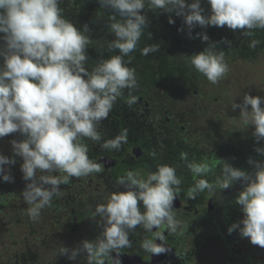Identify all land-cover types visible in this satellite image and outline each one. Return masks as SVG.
Here are the masks:
<instances>
[{
    "label": "clouds",
    "instance_id": "9594fccd",
    "mask_svg": "<svg viewBox=\"0 0 264 264\" xmlns=\"http://www.w3.org/2000/svg\"><path fill=\"white\" fill-rule=\"evenodd\" d=\"M211 14L204 15L200 0L188 4L186 0H99L102 9L114 14L108 17V29L115 39L108 43L109 52L118 51L108 59L97 61L89 70L86 50L91 43L88 25L83 31L63 18L59 0H0V138L19 133L22 141H11L14 156L23 160L21 172L26 187L22 193L29 205L27 214L36 222L41 210L51 205L52 197L59 195L60 186L71 178H85L103 172V167L88 156L87 139L108 151H119L127 143V130L113 139L102 141L98 125L108 119L117 100L125 90L132 107L133 96L139 85L134 70L126 66L124 57L137 50L148 27V10L183 17L189 30L209 26L242 31L252 37L254 31H264V0H207ZM119 17V20H117ZM183 31V29H180ZM207 42L205 33H197ZM149 38L151 34L149 33ZM215 43L189 57L191 66L211 84H218L228 73L224 53L215 51ZM252 39L249 48L254 50ZM159 51L155 45L141 49L147 56ZM131 63V58L128 60ZM264 99L246 93L242 103H233V111L240 110L242 121L254 126L257 143L264 141ZM250 109V111H249ZM264 156V148L255 149ZM155 155V154H153ZM180 159L195 177L206 176L212 168L207 163L188 162L186 154ZM16 163L13 158L0 155V178L14 182L5 166ZM251 173L224 163L219 187L224 191L233 182L242 181L243 190L235 203L241 207L243 219L232 224L228 233L239 231L241 238L264 249V161L248 160ZM41 173L38 177L37 173ZM47 173V175H44ZM52 173H59L54 176ZM125 190L110 194L107 202L98 204L90 219L99 218L102 232L95 241L83 240L76 248L62 247L61 256L76 261L85 256L86 264H106L111 254L131 247L129 234L137 228L152 233L164 226L169 235L182 227L172 211L181 184L176 169L158 165L154 173L140 179L133 172L118 179ZM212 191L213 185L205 179L195 181L188 199L195 200L199 193ZM143 206L141 211L140 205ZM182 234V233H181ZM165 237L157 231L152 239H145L140 247L146 253L158 256L169 251L163 246ZM159 240L161 244L154 241ZM182 259V257L178 256ZM114 264H119L116 260Z\"/></svg>",
    "mask_w": 264,
    "mask_h": 264
},
{
    "label": "flooded vegetation",
    "instance_id": "af4514ba",
    "mask_svg": "<svg viewBox=\"0 0 264 264\" xmlns=\"http://www.w3.org/2000/svg\"><path fill=\"white\" fill-rule=\"evenodd\" d=\"M149 30L153 32L154 27L152 26ZM156 33L150 34L153 36ZM235 42L237 45L238 41ZM2 43L0 40V45ZM147 46H150V43ZM185 51L182 49L180 54L185 55L188 63H190L188 60L190 56L198 54L197 52L183 53ZM215 51L221 52L219 48ZM137 54L133 56L136 57ZM145 60L148 61V59ZM157 62L155 60L154 64L156 65ZM133 63L134 68L137 67L135 70L137 82L139 85L142 84V87L133 92L137 102L132 107H128L126 101L129 96L128 91L125 90L114 105L108 119L98 125L100 126L98 132L102 136L101 143L115 138L125 130H127V143L122 144L119 151H108L102 149L98 143L87 139L82 140L81 143L88 147L89 159L100 164L103 172L80 179L71 178L67 185L60 186L59 195H54L51 205L48 206L51 216L46 215L44 222L53 229V234L51 235L52 242L48 243L47 249L50 253L54 252L57 255L56 264H86L85 256L81 255L76 261H72L67 256H61L60 249L62 247L76 248L83 240L95 241L103 229L98 217L96 221L90 217L98 204L107 202L110 194L125 190L117 183L118 179L126 176L128 172H133L140 179H146L149 174L156 171L158 165L174 167L177 178L181 181L172 211L182 227L177 229L175 235H169L164 226L160 229H153L152 233L137 228L129 234L131 247L121 249L119 255L112 253V261L106 260V264H114L116 260L119 264H195L199 251L209 250L210 238L220 237L226 240L230 237L232 240H227L225 243L228 245L236 243L237 235L234 232L229 235L227 225H224L222 221L217 224L215 216H220L217 214L222 206L225 211L231 203L234 204L244 185L242 181L233 182L229 189L223 191L217 183L220 176L219 178L217 176L219 174L222 176L221 168L225 162L234 168L251 173L253 170L248 160L260 157L257 152L253 151L255 143L253 134L249 133V130L254 129L251 128L253 126L243 121L234 123L236 119L242 120L240 110L233 111L231 108L233 103L238 104V99L232 102L226 98L220 103L219 97L214 96L212 99L211 93L194 90L190 95L191 105L194 107H187L188 110H186L183 90L173 91L174 84H172V91H169L166 85L167 88L161 84L158 85V80L161 79L164 82L172 78L171 72L174 71L175 65L171 67L170 73L165 76L160 75L156 79L153 75L155 76L157 70H154L151 65L138 60ZM183 70L181 72L185 75V67ZM195 77L207 80L200 73H197ZM207 97L210 101L205 100V105L192 112L196 108V100ZM4 138L16 141L25 139L19 133ZM238 144L242 148L237 149ZM182 153L186 154L188 162L207 163L212 171L206 176H193L185 166V162L180 159ZM11 154L14 155L13 151ZM40 175L41 173L38 172L37 176ZM52 175L59 176L60 174L52 173ZM199 179L207 180L213 185V190H205L199 193L195 200H189L187 194L194 187L195 181ZM230 194L236 197L228 202L230 204H227L223 198L229 197ZM235 206H237L236 203ZM140 207L143 211L142 204ZM191 221L196 227L202 222L205 224L210 222L212 225L206 230H201L202 233L195 229L186 233L185 223ZM157 231L164 235L163 246L169 251L153 256L143 251L140 245L145 239H152ZM207 233H209L208 237ZM154 242L161 244L159 240Z\"/></svg>",
    "mask_w": 264,
    "mask_h": 264
},
{
    "label": "rangeland",
    "instance_id": "374dc122",
    "mask_svg": "<svg viewBox=\"0 0 264 264\" xmlns=\"http://www.w3.org/2000/svg\"><path fill=\"white\" fill-rule=\"evenodd\" d=\"M186 2L188 4H191L193 0H186ZM75 4L77 5L78 3L75 2ZM200 4L201 8L203 9V14L206 16L210 15L211 7L207 0H200ZM89 10H91L92 13L96 14V16H99L101 22V25H99V28L95 31L91 30L88 26L89 31L94 34L91 36L92 38H90V41H93L94 46L91 47L89 51H86L88 56L86 67L91 70L92 68H94V66H96L97 62H91L89 57L90 55L97 54L99 55V60H101L104 59V57L100 53H107L112 56V54H119V52H109L107 50L106 44L105 46L104 44L101 45V43H109L115 38L111 39L108 33H105L107 31L101 30L100 26H102L103 23H105V26H108L109 20L108 16L103 15L100 4L96 9H94V6L90 5ZM145 10L147 12L143 11V15H146L147 17L150 16V14L153 15V18L151 17L150 19V22H152L153 24H148L146 31L148 33H152L149 29H151L152 25L154 24L155 26L157 25L156 28H154V31H158L156 35L153 34V36H151L149 41L150 45L159 47V51L152 55V59L156 56L155 59L150 60L151 62H149L152 64L153 69L157 70L155 76L153 75V77L158 79L159 76L165 73L167 69V74L170 73L171 67L173 68V66L175 65L174 74L172 75L171 73L172 78L170 80H164L161 85H163L164 87L166 85L169 91H172V84H174L173 91L180 92L183 90L185 92L186 100L185 109L187 107L190 108V106L194 107L193 105H191L192 98L190 97L191 93L194 90V87L195 90H203L207 94L211 93L213 95L212 99L214 98V96L219 97L220 103L221 100L224 101L226 98H228V100H231L232 102H235L238 99V104H240L242 103L243 96L246 93L253 96H259L264 99V31L260 32L262 33L263 37H261L258 41V44L260 43L259 45L260 47H262V49L257 53V56H253L250 53H247L246 49L249 48L251 40L255 39V35H252V37H245L242 31L236 30L241 38L242 45L238 49H235L234 46L228 51L227 49L224 50V59L228 65L229 70L227 75L223 79H221L218 84L214 85L211 84L208 80H202L201 78L198 79L197 77H195L198 72L191 66L190 63L185 66V75L181 73L180 78L176 76L175 69L178 71L176 63L179 66H182L183 63L180 58L177 59L176 55L177 53L181 52L182 49L186 50L185 52H183L186 54L196 52L199 53L200 51H203L204 49L209 47V44H216L217 41H219L224 35L229 37L232 34V30L228 29L226 26L224 28L213 26L201 28L200 33L207 34L209 40L207 42H203L202 45L201 43L195 44L188 39L189 30L187 26L184 25L183 18L175 19L173 16L174 13H172L171 19L174 20V23L170 24L168 22L170 18V15L168 13L156 11V14L154 15L153 11L148 10L147 7L145 8ZM113 14L114 13L111 12L110 15ZM159 15L161 16L163 22H158L157 19H155ZM117 20H119V17H117ZM160 25H162V29L159 31L157 29L160 27ZM197 27L199 28V26H196L194 29H192L191 36L196 33L195 30L197 29ZM180 29H183V31H180ZM150 55L151 54L147 55V57ZM157 58L161 61L164 60V63H160L162 65L159 66L158 61V63L155 65L154 61L157 60ZM1 59L2 57H0V66H2L3 64V59ZM174 59L178 60L177 62L175 61V64H173ZM136 69L137 67H135L134 70ZM140 87H142V84H140L138 88ZM158 89L160 90L161 88L159 87ZM205 100L210 101V99L208 100V97L206 99H197V103H195L196 108L193 109L192 112H194V110L197 111L198 107L205 105ZM227 105H229V103H227ZM241 121L242 120L240 119H236L234 120V123L236 124ZM98 128H100V126H98ZM251 128H254V126ZM254 130L255 129H251V131L249 130V133L253 134ZM252 137L254 136L252 135ZM11 141L13 140L9 138L6 140L5 138H0V155L6 156V152L8 153L9 151H13ZM260 145H264V141L263 144L262 142L257 143V147H259ZM240 146L241 145L238 144L237 149L242 148ZM255 147H253V151H255ZM19 160L22 162V159ZM252 160L264 161V156L256 157L254 159L252 158ZM5 169L6 171H10V174L13 177L14 182H7L10 184L12 190H19L23 193L22 188L25 189L27 182H21V180L19 179L20 175L17 174V172L14 170L13 165H6ZM251 169L253 170L252 166ZM219 176L221 177V175L219 174L217 178H219ZM22 193L18 194L19 198L15 196L10 197V204L12 208L11 210H9L7 215L4 216V214H2L0 217V224L2 225L1 232L5 234V236H3L4 239L8 238V235L11 234V230H13L15 235L11 239L8 238L11 241L8 242V248L6 250L4 248H0V253H3L2 255L5 258L2 259L3 263L0 264H56L57 255L54 252L50 253L47 249L48 243L52 242L51 235L53 234V229H51L50 226H47V224L44 222V219H46V215L51 216V212L48 210V206H46L41 210V214L38 220L36 222H33L27 214L29 205L24 202ZM9 194L11 193H6V195ZM235 197L230 194L229 197H226L225 199L223 198V201L227 202V204H230L228 202L233 200ZM234 204L231 203L228 207V210L225 211L223 209V206L221 207L219 214H217L220 216H215L217 224L222 221L224 225H227V227L229 228L232 224L239 223L243 219L241 207L239 205L234 207ZM189 218L192 219L193 217ZM14 220L16 221V224H14ZM47 220H49L48 217ZM3 223L5 224V226L3 225ZM192 223V221L185 223V226L187 228L185 229L186 233L192 232L193 229H195L199 233H202L201 230H206L212 225L210 222H208L207 224H205V222H202L200 223V226L196 227L195 224ZM234 233L237 235L235 238L236 243L234 242L233 244L231 243L229 245L225 243V241L232 240L230 237H227L226 240H222L220 239V237L210 238L208 242L209 250L199 251V257L197 260H195V264H264V249H261L258 246H253L247 238H241L238 230L234 231ZM208 234L209 233H207L206 235L207 237ZM3 237L1 240H3ZM189 241L191 242V240Z\"/></svg>",
    "mask_w": 264,
    "mask_h": 264
},
{
    "label": "trees",
    "instance_id": "16d2710c",
    "mask_svg": "<svg viewBox=\"0 0 264 264\" xmlns=\"http://www.w3.org/2000/svg\"><path fill=\"white\" fill-rule=\"evenodd\" d=\"M75 2L78 3V4L76 5ZM99 4H100L99 3V0H60V4L58 5V7L62 11L63 18L66 19V20H69L71 23H73L74 26L78 30L83 31L84 25H88L91 30L95 31L96 29L99 28V25H101V22H100L99 16H96V14L92 13L91 10H89V7H90V5H92V6H94V9H96ZM144 11L147 12L146 10H144ZM102 12H103V15L104 16H108L109 17L112 11L110 9L109 10L102 9ZM153 13H154V15L156 14V12H153ZM173 16H174L175 19H182L183 18V17H177L175 14H173ZM151 17L153 18V15H151V14H150V16L147 17L148 18V24L149 25L152 24V22H150L151 21L150 20ZM155 19H157L158 22H163L160 15L157 16V18H155ZM153 21H155V20H153ZM104 24L105 23H103V25L100 26L101 27V30L107 31L105 33L106 34L108 33V35H109V37H111V39L112 38H115L114 35L109 32L108 26L107 25L105 26ZM152 26L154 28H156L157 25L156 26L155 25H152ZM161 29H162V25H160V27L157 30L160 31ZM146 30H147V28H146ZM200 30H201V27H199V28L197 27V29L195 31H196V33H198V32L200 33ZM90 32L91 31H89L86 34V35L89 36V39L92 38L91 37L92 35H94L92 32L91 33ZM154 32L156 33V30L153 31L152 33H154ZM260 32H261L260 30H256L253 33V35H255V40L257 41V47L254 50H252L250 48H247L246 49V52L247 53H250L253 56H257V53L260 52V50L262 49V47H260V45H259L260 43L258 44V41H259V39L261 37H263L264 33L262 35V33H260ZM157 33H158V31H157ZM196 33L193 34V36H191V38L188 37V39L191 42L195 43V44H200L201 43V45H202V43H203L202 38H197ZM231 33L232 34L229 37H227L226 35H224L223 37H221L222 38L221 39L222 41L221 40L220 41H217V43H216V46L217 47L215 48V50H217L219 48L220 51L224 53V50L225 49H227V51H228L229 49H232L234 46H235V49H238V48L241 47L242 43H241V38H240L239 34L236 31H232ZM149 41H150L149 33L147 31H145L144 35L141 37L140 42H139V44L137 46V50L135 52L131 53V56L130 57H124V61H125V64H126L127 67H129L130 69L134 70L135 68L133 67L134 66V63L133 62H135L137 60L140 61V62H142V60H143V63L147 62L145 64H148V65H151L152 66V64L149 63V62H151L150 60L155 59L156 56L152 59V57H153L152 55L153 54H151L148 57H144V58L141 55V49L147 47V45H149ZM235 41H238L237 45H236V42ZM102 44H104V46H105V44L108 45V42L101 43V45ZM93 46H94V44H93V41H92L89 44V46H88V48H87L86 51H89V49L91 47H93ZM200 52H202V51H200ZM135 53L136 54L138 53L136 57L133 56ZM100 54L103 55L104 59H108V58L111 57V55L110 54H107V53L106 54L100 53ZM112 55H118V54H112ZM89 57H90V61L91 62H94L95 63V62L99 61V55H97V54H92ZM176 57H177V59L180 58L183 61L182 68H181V66H179L176 63V66L178 67V71L175 69V75L179 77V75H181V73L184 71L183 68L186 65H188V61H187V58L185 60V55H183V54L181 55L180 52L177 53ZM130 58H131V63H128V60ZM145 59H148V61L145 60ZM174 60L176 62L178 61L176 59H174ZM157 61H159V63L157 62L159 64V66L162 65L160 63H164V60L161 61L158 58H157ZM173 64H175V62ZM165 66H166V64H165ZM167 70H166L165 73H163L161 75L162 76H165L167 74ZM134 72H135V70H134ZM171 73L173 75L174 74V71L171 72ZM135 75H136V73H135ZM162 83L163 82L161 81V79L158 80V85H160ZM194 90H195V88H194ZM253 139H254L253 141L255 143L253 147L256 146L255 147V149H256L257 148V142H256V140H255L254 137H253ZM261 142L263 144V141H261ZM262 146L264 147V145H260L259 147L263 148ZM6 157L13 158V159L15 158L16 163L13 165V168L17 172V174L20 175V178L19 179L21 180V182L24 181L23 180V174H22V172L20 170L21 169V165H22L23 162L19 161V159H17L14 155L12 156V154H11L10 151L8 153L6 152ZM22 189L24 191V188H22ZM6 191H8V193L11 191L10 192L11 194L6 195ZM20 193H22V192L19 191V190H12L10 184L7 183V182H3L2 178H0V217H1L2 214H4V216L7 215V213L9 212V210H11L12 206L10 204V201H11L10 200V197H14L15 196V197L19 198L18 194H20ZM15 222L16 221L14 220V224H16ZM39 224H38V226H39ZM3 225L5 226L4 223H3ZM20 225H21V223H20ZM1 230H2V225L0 224V234H1V236H0V248H4L6 250L8 248L7 247L8 246V242L11 241L9 239L13 238L15 235H14L13 230H11V234L8 235V238L9 239L8 238H5L4 239L3 236H5V234H3L1 232ZM2 237H3V240H1ZM1 250H3V249H1ZM2 254L3 253H0V263H3L2 259H5Z\"/></svg>",
    "mask_w": 264,
    "mask_h": 264
}]
</instances>
